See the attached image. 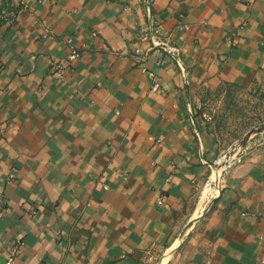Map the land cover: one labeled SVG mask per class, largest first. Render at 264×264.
Returning <instances> with one entry per match:
<instances>
[{
  "label": "crops",
  "instance_id": "1",
  "mask_svg": "<svg viewBox=\"0 0 264 264\" xmlns=\"http://www.w3.org/2000/svg\"><path fill=\"white\" fill-rule=\"evenodd\" d=\"M147 1L0 0V264H264V151L204 200L201 110L264 76V0Z\"/></svg>",
  "mask_w": 264,
  "mask_h": 264
},
{
  "label": "rangeland",
  "instance_id": "2",
  "mask_svg": "<svg viewBox=\"0 0 264 264\" xmlns=\"http://www.w3.org/2000/svg\"><path fill=\"white\" fill-rule=\"evenodd\" d=\"M201 110L204 123L222 148L221 159L225 154L264 151V76L250 88L230 87L209 96ZM222 168L217 164L212 177L221 171L214 194L224 175Z\"/></svg>",
  "mask_w": 264,
  "mask_h": 264
},
{
  "label": "built area",
  "instance_id": "3",
  "mask_svg": "<svg viewBox=\"0 0 264 264\" xmlns=\"http://www.w3.org/2000/svg\"><path fill=\"white\" fill-rule=\"evenodd\" d=\"M143 38L149 43L150 47L146 52H143L141 49L137 48V55H143L145 57H148L150 52H155L157 54V59L155 62L157 66L163 65L165 63V58H170L171 60H174L177 63H179V61L181 60V49L179 48V46L173 43L171 39L163 36L158 25L151 23L148 26L146 34ZM77 56V49H73L72 53L68 56L67 61L72 62L77 58ZM54 69L55 74L63 76L66 74L68 67L64 64V62H59L56 64V66H54ZM144 70L147 73L148 77L152 80L153 90L157 91L160 88L159 78L157 74L153 70H149L147 68H144ZM246 155L247 154L245 152L234 153L233 155L225 154L223 156V159H221L218 164L221 163L223 165V171L226 172L235 165L243 163L246 158ZM211 184H213V181L212 179H209L206 183V187ZM215 196L216 194H210L208 197L214 198ZM158 203L159 205H164L165 200L161 198L159 199ZM18 250V247H15L13 249V251L9 255L6 264H16V255Z\"/></svg>",
  "mask_w": 264,
  "mask_h": 264
},
{
  "label": "bare ground",
  "instance_id": "4",
  "mask_svg": "<svg viewBox=\"0 0 264 264\" xmlns=\"http://www.w3.org/2000/svg\"><path fill=\"white\" fill-rule=\"evenodd\" d=\"M220 172H221V171H218L217 174H216V176H215V178L212 179L213 184L209 185V186L206 188V191L204 192V200L208 199V196H209L210 194H214L213 192H214V190H216V189H215V186H213V185L217 182V179H218V177H219ZM215 192H217V191H215ZM207 201H208V200H207ZM203 210H204V209H203Z\"/></svg>",
  "mask_w": 264,
  "mask_h": 264
}]
</instances>
